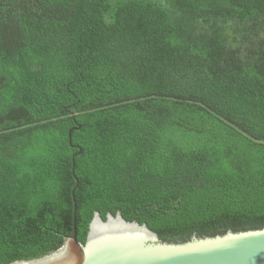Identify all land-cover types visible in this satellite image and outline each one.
I'll return each mask as SVG.
<instances>
[{
	"label": "trees",
	"instance_id": "16d2710c",
	"mask_svg": "<svg viewBox=\"0 0 264 264\" xmlns=\"http://www.w3.org/2000/svg\"><path fill=\"white\" fill-rule=\"evenodd\" d=\"M96 211L264 227V0H0V264Z\"/></svg>",
	"mask_w": 264,
	"mask_h": 264
},
{
	"label": "water",
	"instance_id": "95a60500",
	"mask_svg": "<svg viewBox=\"0 0 264 264\" xmlns=\"http://www.w3.org/2000/svg\"><path fill=\"white\" fill-rule=\"evenodd\" d=\"M8 264H264V227L173 242L120 211H96L84 242L74 229L58 249Z\"/></svg>",
	"mask_w": 264,
	"mask_h": 264
}]
</instances>
